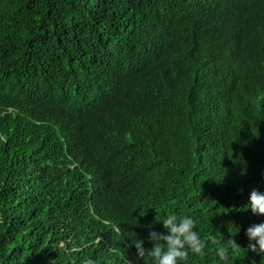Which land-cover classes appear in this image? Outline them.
I'll return each mask as SVG.
<instances>
[{
	"label": "trees",
	"instance_id": "1",
	"mask_svg": "<svg viewBox=\"0 0 264 264\" xmlns=\"http://www.w3.org/2000/svg\"><path fill=\"white\" fill-rule=\"evenodd\" d=\"M253 189L264 0H0V264H151L171 214L261 264Z\"/></svg>",
	"mask_w": 264,
	"mask_h": 264
},
{
	"label": "clouds",
	"instance_id": "2",
	"mask_svg": "<svg viewBox=\"0 0 264 264\" xmlns=\"http://www.w3.org/2000/svg\"><path fill=\"white\" fill-rule=\"evenodd\" d=\"M244 207L250 209L254 215H264V191L251 190ZM157 221L162 223L165 231H157L149 225L147 239L153 243L147 253L143 240L132 241L138 257L143 258L147 254L151 264H184L188 260L189 253L197 256L204 255L205 242L196 228V220L191 215L180 218H177L175 214L165 215ZM244 235L248 241L245 246L247 251L257 254L261 264H264V220L250 224L244 229ZM159 241L163 242V246L158 243ZM215 255L221 264H227L228 253L224 247H217ZM81 264H94V261L82 259Z\"/></svg>",
	"mask_w": 264,
	"mask_h": 264
}]
</instances>
